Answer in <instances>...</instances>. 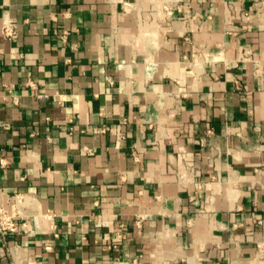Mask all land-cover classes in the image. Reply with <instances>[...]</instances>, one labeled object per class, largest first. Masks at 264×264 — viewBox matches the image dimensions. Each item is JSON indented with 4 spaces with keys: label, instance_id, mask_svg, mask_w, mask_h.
Segmentation results:
<instances>
[{
    "label": "crops",
    "instance_id": "obj_1",
    "mask_svg": "<svg viewBox=\"0 0 264 264\" xmlns=\"http://www.w3.org/2000/svg\"><path fill=\"white\" fill-rule=\"evenodd\" d=\"M0 154V264H264V0H0Z\"/></svg>",
    "mask_w": 264,
    "mask_h": 264
},
{
    "label": "built area",
    "instance_id": "obj_2",
    "mask_svg": "<svg viewBox=\"0 0 264 264\" xmlns=\"http://www.w3.org/2000/svg\"><path fill=\"white\" fill-rule=\"evenodd\" d=\"M2 32L7 37H13L16 36L17 32L14 29L12 25H6L2 28ZM213 132V127L208 126L207 133L211 134ZM9 159L7 156L0 154V232L4 233L6 231H12L16 232L19 230V228L22 226V228H25L26 224L19 225L16 222V215L12 214L9 211L8 206L6 205V199H5V192L1 186V173L5 167L9 165ZM15 201L19 199V196L14 195ZM122 237V235L119 234V238ZM257 249H258V258L264 259V241L257 240L256 241Z\"/></svg>",
    "mask_w": 264,
    "mask_h": 264
}]
</instances>
